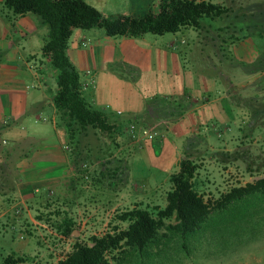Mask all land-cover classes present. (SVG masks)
<instances>
[{
	"label": "crops",
	"instance_id": "obj_1",
	"mask_svg": "<svg viewBox=\"0 0 264 264\" xmlns=\"http://www.w3.org/2000/svg\"><path fill=\"white\" fill-rule=\"evenodd\" d=\"M154 1L133 0L130 14H148ZM204 1L224 6L228 13L202 21L200 31L190 28V35L196 38L193 44L178 36L183 30L161 42L148 38V34L109 37L94 28L98 32L74 31L68 55L81 75L89 103L119 119L123 128L119 136L123 141L128 139L122 150L127 149L129 155L141 153L161 170H179L180 161L190 158L200 164L201 176H208L210 167L232 173L238 165L228 161L236 159L234 152L239 151L242 156L250 153L246 158L254 159L246 169L239 166L249 175L257 174L256 160L261 157L252 154L255 147H246V139L240 140L237 148L226 141L224 148L217 150L206 132L213 122L230 128V122L241 115L243 103L251 106L248 118L244 116L250 119L251 127L262 121L264 0ZM155 9L157 13V5ZM38 24L44 29L42 34ZM46 28L35 15H15L0 0V231L4 232L16 221L27 220L35 228L36 224L44 226L43 214L47 215L46 208L57 190H68L67 179L80 178L87 167L75 171L65 132L59 125L53 104L58 73L42 55L43 39L49 31ZM185 93L188 111L182 118L144 123L148 100L155 96L179 98ZM154 133L157 135L149 139ZM208 152L215 155L208 157ZM125 167H129L127 160ZM200 174L201 186H205L208 182L204 183ZM32 203H44L40 216L32 215L38 210Z\"/></svg>",
	"mask_w": 264,
	"mask_h": 264
},
{
	"label": "trees",
	"instance_id": "obj_2",
	"mask_svg": "<svg viewBox=\"0 0 264 264\" xmlns=\"http://www.w3.org/2000/svg\"><path fill=\"white\" fill-rule=\"evenodd\" d=\"M3 1L15 15L33 14L48 26L42 55L49 58L58 73L53 104L76 172L82 168L81 161L88 159V155L83 158L80 147L90 131L106 134L113 142L123 128L118 118L93 107L85 96L81 75L68 55V43L74 31L99 28L109 37L164 36L186 28L200 31L202 21L222 18L228 13L226 7L204 0H160L157 13L150 11L141 17H108L84 0ZM187 96V93L179 98L155 96L148 100L142 117L144 123L182 118L188 111ZM116 161L115 169L109 166L113 160L101 164L103 170L99 174L117 187L114 180H120L124 172L123 162ZM200 169L199 163L190 158L182 159L178 172L170 177L172 187L167 192L164 208L148 209L136 204L116 218L127 224L126 228L116 226L103 236L90 237L88 243L76 242L71 252L57 264H110L109 258L125 263L143 253L151 257L156 248L160 255L172 243L188 256L192 255L193 246L198 249L204 242L218 241L225 248H232L233 244L228 245L223 240L246 232L256 217L264 220V178L233 187L217 198H206L198 178ZM55 228L62 236L70 237L76 231V224L66 215ZM31 260L29 256L11 254L3 264H26Z\"/></svg>",
	"mask_w": 264,
	"mask_h": 264
},
{
	"label": "rangeland",
	"instance_id": "obj_3",
	"mask_svg": "<svg viewBox=\"0 0 264 264\" xmlns=\"http://www.w3.org/2000/svg\"><path fill=\"white\" fill-rule=\"evenodd\" d=\"M84 1L106 16H132L130 13L134 10L133 0ZM143 1L147 3V0ZM151 4L152 6L147 8L148 11H155L156 5L159 6V0ZM35 18L38 19L39 17L35 15ZM40 27V29L38 28L39 33L43 30L42 34L44 29L42 26ZM190 30V28L184 29L178 36L182 37L188 44H193L196 38L195 36L192 37L193 31ZM100 31L105 32L103 29ZM92 32H98V29H93ZM174 35L148 34V38H158L163 42L165 38H172ZM250 110L251 106L243 103L240 109L241 115L236 116V119L230 122V128L220 122H213L206 133L210 144L217 150L224 148L226 141L232 142V147L237 148L240 145V140L246 139V147L249 145L255 147L252 154L261 157V159L256 160L257 171L260 170V172L252 175L247 174L244 169L254 159L246 158V156H251L250 153L247 155L243 153L242 156L241 152L236 151L234 154H238L236 155L237 158L234 159L233 157L231 161H228L238 165V168H234L232 173H227L226 169L223 168L210 167L209 170L212 171L210 175L207 176L203 173L201 176L200 174L202 181L208 182L205 186H201L205 188L206 198H217L233 187L243 186L250 180L254 182L258 180L257 178H264V116L260 118L262 121L259 126L251 127L250 119L246 120L244 117L248 118L247 114H250ZM127 143L128 139L123 141L118 135L112 142L108 135L90 131L88 136L83 139L80 147L84 154L83 158L88 155V159L81 161L82 167L87 166L86 171L79 176L80 178L72 176L67 179L68 190L66 189L63 193L57 190L53 196L54 200L50 201L51 205L46 208L49 210L47 215L43 214L42 224L44 226L41 227L40 224H36L37 228H35V224L24 220L9 224V227H5V232L1 229L0 264H3L4 259L13 253L29 256L32 260L26 264H57L59 260L64 259L71 252L72 246L76 242L88 243L90 237L103 236L111 232L116 226L126 228L127 224L118 222L116 218L122 212L134 208L136 204H141L148 209L155 206L164 208L167 204L165 199L168 189L172 186L170 177L178 171V168L171 167L167 170H161L150 165L141 153L132 152L129 155L127 149L123 151ZM110 152L113 154L112 157ZM214 155V153L208 152L207 156L213 157ZM219 157L223 159V156L220 155ZM117 159L123 162L122 172L124 173H121L120 180L115 178L114 182L118 183L116 187L110 183L109 178L102 177L99 172L107 160H113L109 166L115 169L118 166ZM221 159L219 160L220 167L223 166ZM126 160L129 162L127 170L125 167ZM214 162L218 166L217 162ZM101 164L103 165L101 166ZM240 164L244 169L239 166ZM231 184L235 186H230ZM43 204L39 206L32 203V207L38 208V210L32 211L34 217L40 216V207ZM17 210L20 208L18 207ZM20 215L18 213L17 218ZM66 215L72 218L76 224V231L70 237L62 236L55 228L56 224ZM28 231L32 233H27ZM223 242L228 243V245L233 244V247L225 248L223 243H218V241L204 242L202 247H197L198 249L193 246L192 255L189 257L185 252L179 251L177 246L172 243L166 251L163 249L164 251L163 253L161 251L162 254L160 255H157L159 248H156L151 252V257L143 253L139 258L129 259L125 263L119 262V259H109L110 264H264L263 219L256 217L253 226L248 228L246 232H240L236 237L223 240ZM117 256L122 257L121 254Z\"/></svg>",
	"mask_w": 264,
	"mask_h": 264
},
{
	"label": "built area",
	"instance_id": "obj_4",
	"mask_svg": "<svg viewBox=\"0 0 264 264\" xmlns=\"http://www.w3.org/2000/svg\"><path fill=\"white\" fill-rule=\"evenodd\" d=\"M155 135H157V133L151 134V135L149 136V139H153Z\"/></svg>",
	"mask_w": 264,
	"mask_h": 264
}]
</instances>
